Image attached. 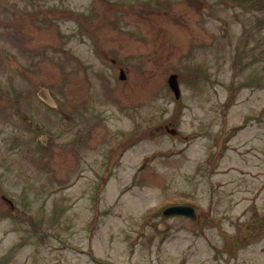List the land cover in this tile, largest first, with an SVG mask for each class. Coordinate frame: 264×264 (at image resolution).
<instances>
[{
    "label": "rangeland",
    "instance_id": "374dc122",
    "mask_svg": "<svg viewBox=\"0 0 264 264\" xmlns=\"http://www.w3.org/2000/svg\"><path fill=\"white\" fill-rule=\"evenodd\" d=\"M203 1L0 0V264L264 260V0Z\"/></svg>",
    "mask_w": 264,
    "mask_h": 264
},
{
    "label": "flooded vegetation",
    "instance_id": "af4514ba",
    "mask_svg": "<svg viewBox=\"0 0 264 264\" xmlns=\"http://www.w3.org/2000/svg\"><path fill=\"white\" fill-rule=\"evenodd\" d=\"M192 7V6H191ZM122 72H123V77H121L122 75ZM120 78L122 79V80H130V79H128V77L126 76V73H125V71L124 70H121V72H120ZM215 155H216V153H214ZM214 154H212L211 155V159H210V162H212V160L213 159H215V155ZM174 205H189V204H186V203H176V204H173V203H171V204H169L168 205V207H170V206H174ZM189 206H193V205H189ZM194 208H195V206H193ZM206 208V209H205ZM202 207V206H200L198 209L200 210V212L195 208V210H196V216H197V218H198V223H199V225H200V228H201V230L200 231H203L206 227H208L210 224H219L220 222H219V220L218 219H216L215 220V218H213L212 216H211V213H212V209H213V206H211V205H209V206H206V207ZM253 212V211H252ZM198 213V214H197ZM263 217H264V215H262ZM171 220H174V219H177V218H180V219H191L190 217H187V216H175V215H172V216H170L169 217ZM192 221H195V220H193V219H191ZM263 221H264V219H263ZM247 224H248V226H246V229H247V227H249V226H251V227H254V223L252 222V219L250 220V221H248L247 222ZM244 225V223L241 225V224H239V227L242 229V226ZM243 230V229H242ZM244 231V230H243ZM245 232H246V234H248L247 233V230H245ZM223 235H224V237L227 239V237L229 236L228 234H227V232H223ZM251 236L249 235L248 237H246L245 238V240H251V238H250ZM228 240V239H227ZM226 241V240H225ZM236 245V243L235 242H233V244L231 243V241L230 240H228V243H227V241H226V243H225V245H224V247H223V249L222 250H219L218 248H216V247H213V250H214V252L216 253V255H215V258H218L219 256L218 255H220V254H222V255H224V258H225V261L228 263V264H230L231 263V261L232 260H234V256H235V253H236V250H237V248H238V246H235ZM255 261H257V262H255ZM247 264H264V260L261 258H255V255L254 254H250L249 255V258H248V263Z\"/></svg>",
    "mask_w": 264,
    "mask_h": 264
},
{
    "label": "water",
    "instance_id": "95a60500",
    "mask_svg": "<svg viewBox=\"0 0 264 264\" xmlns=\"http://www.w3.org/2000/svg\"><path fill=\"white\" fill-rule=\"evenodd\" d=\"M190 6H192L193 8H195L196 10H202L205 6V2L203 0H185ZM123 77V72L121 74ZM168 84L170 86V88L172 89V91L174 92V95L177 99L180 98L181 95V90H180V84H179V79L178 76L176 74H173L169 77L168 80ZM47 90H43L42 92H39V96L40 98H42L43 100H47V98L50 100V98L48 97V91ZM53 101V100H52ZM173 134L176 133V130L171 131ZM5 198V197H4ZM7 199V198H6ZM9 200V199H7ZM9 202L11 203V206H14L13 202L11 200H9ZM172 215L175 216H187L190 217L193 220H196L197 216H196V210L193 206H187V205H174V206H170L167 207L164 211H163V216L165 217H170Z\"/></svg>",
    "mask_w": 264,
    "mask_h": 264
},
{
    "label": "trees",
    "instance_id": "16d2710c",
    "mask_svg": "<svg viewBox=\"0 0 264 264\" xmlns=\"http://www.w3.org/2000/svg\"><path fill=\"white\" fill-rule=\"evenodd\" d=\"M218 1H219L222 5H225V6H228L227 4H230L231 6H233V5L237 2V0H218ZM253 1H257V0H252V2H253ZM254 3H256V2H253V3H251V4H254ZM9 200H10V199H9ZM12 202H13V201H12ZM13 204H14V202H13ZM169 204H171V203H169ZM169 204H168V205H169ZM168 205H167V206H168ZM13 207H14V206H13ZM252 211H253L252 222H253V223H256L255 225H258L257 223H262L264 217L258 213V211H257L256 208H254ZM243 226L246 228V226H248V224H247V223H244Z\"/></svg>",
    "mask_w": 264,
    "mask_h": 264
}]
</instances>
